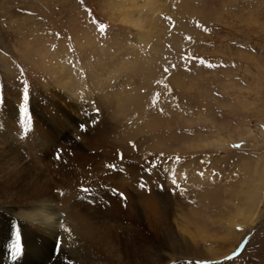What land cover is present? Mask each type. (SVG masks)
Instances as JSON below:
<instances>
[{"label": "rangeland", "instance_id": "rangeland-1", "mask_svg": "<svg viewBox=\"0 0 264 264\" xmlns=\"http://www.w3.org/2000/svg\"><path fill=\"white\" fill-rule=\"evenodd\" d=\"M153 1L161 10L151 15L144 0H0V108L27 109L42 89L72 92L79 112L54 97L79 133L60 135L52 184L89 150L87 165L102 171L86 176L80 191L90 198L81 201L97 216L118 206L121 222L142 230L132 186L114 179L133 170L139 185L155 180L165 219L182 210L191 234L203 230L180 243L178 264H264V0ZM134 94L136 105L116 112ZM143 231L149 245L173 249ZM0 233V264L72 263L59 239Z\"/></svg>", "mask_w": 264, "mask_h": 264}, {"label": "bare ground", "instance_id": "bare-ground-1", "mask_svg": "<svg viewBox=\"0 0 264 264\" xmlns=\"http://www.w3.org/2000/svg\"><path fill=\"white\" fill-rule=\"evenodd\" d=\"M144 4L151 15L156 10H161L158 6L159 2L155 3L153 0H144ZM134 24L138 25V23ZM127 95L124 96L127 97ZM55 96L59 100H64L67 109L71 108L74 112L82 110V101L76 97L74 98L72 92L70 94L67 92L61 94L59 91L55 92L53 96L50 94L48 96L44 89L40 90V96L33 95L31 97L27 109L22 106L14 110L15 106L12 103L10 105L13 106V109L3 110L0 108L1 232L11 234V231H15V233L21 234L27 243L38 238L44 239V241L51 244L54 243V240L59 239L63 253L65 256H67L66 254L70 255L74 260V264H178L180 261L178 262L176 259V252L179 250L180 243L182 241L189 243L190 240H194L195 236L204 238L201 236L204 233L201 229H198L196 234L189 232V229H192L190 218L187 216L184 218L182 210L174 221H169L167 217L165 219V214L160 207L161 200L157 195V185L155 184V180L150 176H147L146 182L142 184L145 189H142V185H139L138 174L137 172L133 173V170H130L132 173L131 178V173L128 171H124L125 173L121 175L117 174L118 177L114 178L119 181H129L130 186H132L131 196H134L133 199L138 200L145 215V218L143 216L139 220L143 225L142 230L137 229V227L134 228V225L133 227L124 225L119 218L120 209L118 206L112 205L109 214L97 216L95 212H92L91 207L85 204L86 201H81L82 198L86 200L90 198V195L80 191L82 186H86L84 184L86 176L90 174L87 177L88 179H91L95 175L101 177L100 172L102 171L99 167H97L99 171L95 170L97 165L94 168L87 165V162L93 157L92 154H89V150L87 154L80 155L77 160L73 159L72 163L75 164V168L65 166L66 173L62 177L64 181L61 179L59 182V185L62 182L60 186L51 183L49 162L52 161H49V159L53 155V150L60 146V135L62 132H68L71 129L75 134L79 133L70 116L58 114L59 112H65L54 99ZM79 98L81 99V97ZM127 98L125 105L122 102L125 98H122L116 104L118 109L116 112L124 113V107L130 101L132 104L138 101L136 94ZM48 106L50 107L47 108ZM43 111H47L49 114L47 122L46 118L43 117ZM151 126L154 127L153 123L150 124ZM48 128L50 130L58 128L61 129V132L55 136V132L50 131ZM214 140L219 142L220 145L225 141L220 137H216ZM89 147L90 152H92L93 148ZM81 157H85V160L82 161ZM140 161L142 163L146 162L143 159H140ZM125 166L132 169L130 165ZM77 176L82 178L80 180L82 182H78L79 179L75 178ZM107 178L110 177L108 176ZM72 180L81 184L75 182L74 186H70L69 182ZM259 180L261 179L259 178ZM117 183L119 182L117 181ZM65 185L67 186L64 187ZM252 188L255 189L254 186ZM53 189L59 190L58 196L55 195V190ZM259 191L261 192L260 189ZM256 198L258 197L256 196ZM59 213L62 214L60 216L62 217L61 219L56 217ZM137 223L139 225V222ZM163 223H165V226L162 225ZM120 228H124L123 233L129 235V237L122 236L123 238L119 240L118 233ZM144 228L152 236H159L160 239L167 241L170 246H173V249L168 251L158 243L151 242V245H149V238L151 237L144 236L147 238L145 241L138 234L139 231L144 233ZM128 229L130 230L128 231ZM2 242L4 244V239L2 241L0 238V262H2V255L4 256V253H2V250H4ZM202 252L203 254L206 253L205 251ZM73 260L71 264H73ZM65 264H69V262L67 261Z\"/></svg>", "mask_w": 264, "mask_h": 264}, {"label": "snow or ice", "instance_id": "snow-or-ice-1", "mask_svg": "<svg viewBox=\"0 0 264 264\" xmlns=\"http://www.w3.org/2000/svg\"><path fill=\"white\" fill-rule=\"evenodd\" d=\"M105 26L104 25H100V28L103 29ZM234 147H239V145H234ZM143 187V185H142ZM85 191H87V189H85ZM15 251H19V248L16 247Z\"/></svg>", "mask_w": 264, "mask_h": 264}]
</instances>
